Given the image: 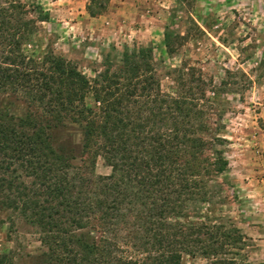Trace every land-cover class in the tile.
<instances>
[{"label": "trees", "instance_id": "16d2710c", "mask_svg": "<svg viewBox=\"0 0 264 264\" xmlns=\"http://www.w3.org/2000/svg\"><path fill=\"white\" fill-rule=\"evenodd\" d=\"M105 1L88 0V14L101 12ZM36 12V20H46V13ZM34 22L20 20L17 29L23 33L6 38L0 90L22 92L52 118L83 122V145L111 170L89 188L33 117L14 122L0 111V193L32 214L45 248L41 264H182V254L203 264H247L239 254L243 234L228 218L211 216L223 203L214 197L221 192L217 176L227 160L211 139L198 134L205 127L196 108L204 97L203 81L187 75L185 95H161L145 47L124 52L116 69L105 68L89 80L50 50L38 59L19 51ZM18 171L31 178L30 187L13 182ZM125 204L140 206L135 217L143 233L137 248L120 251L110 238L83 235L93 219L104 225L121 219ZM9 260L0 254V264Z\"/></svg>", "mask_w": 264, "mask_h": 264}, {"label": "rangeland", "instance_id": "374dc122", "mask_svg": "<svg viewBox=\"0 0 264 264\" xmlns=\"http://www.w3.org/2000/svg\"><path fill=\"white\" fill-rule=\"evenodd\" d=\"M105 2L103 10L91 16L88 0H0V60L6 38L10 33L19 38L20 20L31 18L35 22L21 39L19 51L38 59L50 50L89 80L105 68L116 69L124 52L139 47L151 51L161 95H185L187 75L193 82L200 78L204 97L196 108L205 127L198 134L211 139V147L227 160L217 176L221 192L214 197L223 203L214 206L211 216L228 218L243 234L242 262L264 264V0ZM36 10L46 13V20H36ZM166 33L174 48L170 53L164 44ZM132 110L137 118L136 107ZM0 111L14 122L33 117L52 148L89 188L97 186L98 176L111 172L100 155L83 145L80 120L52 118L22 92L10 89L0 90ZM17 174L13 182L30 187L31 178ZM139 208L125 204L121 219L105 225L93 219L81 232L85 237L110 238L120 251L137 248L143 233L135 217ZM39 238L32 214L0 193V254L8 256L7 264H41L39 254L45 248ZM181 263L204 260L182 254Z\"/></svg>", "mask_w": 264, "mask_h": 264}]
</instances>
